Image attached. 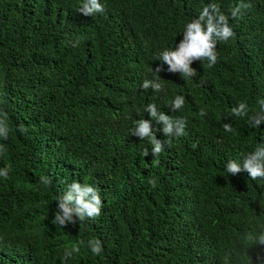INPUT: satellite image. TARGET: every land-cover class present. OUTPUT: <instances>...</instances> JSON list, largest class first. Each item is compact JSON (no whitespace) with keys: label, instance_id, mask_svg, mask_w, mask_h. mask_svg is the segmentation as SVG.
<instances>
[{"label":"trees","instance_id":"1","mask_svg":"<svg viewBox=\"0 0 264 264\" xmlns=\"http://www.w3.org/2000/svg\"><path fill=\"white\" fill-rule=\"evenodd\" d=\"M83 2L0 0V118L9 128L0 169H10L0 177V264H255L262 249L249 236L264 233V179L230 176L225 165L264 143V123L252 129L230 112L264 100V0H100L104 11L91 16L78 12ZM209 3L234 31L217 43V63L194 62L191 79L161 72L160 92L141 89L158 54ZM240 4L249 7L233 19ZM177 95L185 103L172 112ZM150 103L186 121L155 158L144 156L148 140L130 135L150 119ZM73 180L98 187L103 207L61 229L57 196Z\"/></svg>","mask_w":264,"mask_h":264},{"label":"clouds","instance_id":"2","mask_svg":"<svg viewBox=\"0 0 264 264\" xmlns=\"http://www.w3.org/2000/svg\"><path fill=\"white\" fill-rule=\"evenodd\" d=\"M247 7L249 5L246 4L234 7L231 10V17L233 19L237 18L241 10ZM103 11L104 6L100 3V0H84L82 7L78 9V12L83 16H91L94 13ZM233 36L234 31L229 24V17L220 10L216 3H209L203 7L197 17L192 18L190 22L185 24L182 39L175 44V47L162 50L158 54L157 60L160 64L154 69L152 68V79L142 81L141 89L160 92L162 85L159 82V73L164 71L170 74L179 73L182 78L191 79L197 75V71L192 67L194 62L207 61V66L209 68L213 67L218 60L217 43L220 41L227 42ZM184 103L185 98L183 96H175L170 105V111L180 110ZM258 104V109L250 112L248 105L240 102L230 109L231 115L238 118H247L252 129H259L260 125L264 123V100H260ZM144 111L150 119L140 118L136 120L135 126L130 130V135L139 138L141 141L148 140L151 145V153L146 148L144 156L147 157L151 154L155 158L161 154L166 143H171L173 137L184 135L186 121L179 117L174 119L165 112L158 111L157 106L152 103L146 105ZM200 114L205 115L203 110ZM153 122L162 125L159 130L166 137L165 140L157 139ZM223 128L226 132L233 131L231 123H225ZM8 134L9 128L6 114H4V117L0 118V138L7 140ZM4 151V146L0 145V154ZM9 171L10 169L7 167L0 169V177L7 178ZM225 171L230 176L247 173L251 180L264 179V143H257L252 152L242 155L240 159L228 160ZM41 182L51 187L52 181L48 177H42ZM149 183L154 185L155 180H150ZM57 201L52 223L61 229L67 228L69 225H75L77 221L83 222L88 219H95L101 214L103 207L99 188L77 180L66 184L62 194L57 196ZM249 239L253 240L262 249L255 257V264H264V233H260L255 237L249 236ZM87 246L97 256L103 251L101 242L95 238L90 239ZM78 252V246H73L71 250H65L63 260L66 262L72 257L73 253Z\"/></svg>","mask_w":264,"mask_h":264}]
</instances>
